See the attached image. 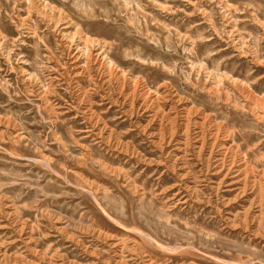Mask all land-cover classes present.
<instances>
[{
    "label": "rangeland",
    "instance_id": "374dc122",
    "mask_svg": "<svg viewBox=\"0 0 264 264\" xmlns=\"http://www.w3.org/2000/svg\"><path fill=\"white\" fill-rule=\"evenodd\" d=\"M0 264H264V0H0Z\"/></svg>",
    "mask_w": 264,
    "mask_h": 264
}]
</instances>
